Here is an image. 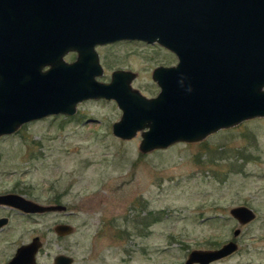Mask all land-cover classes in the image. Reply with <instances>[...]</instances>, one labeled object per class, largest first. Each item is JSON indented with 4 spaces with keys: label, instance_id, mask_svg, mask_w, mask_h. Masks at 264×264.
I'll use <instances>...</instances> for the list:
<instances>
[{
    "label": "rangeland",
    "instance_id": "obj_1",
    "mask_svg": "<svg viewBox=\"0 0 264 264\" xmlns=\"http://www.w3.org/2000/svg\"><path fill=\"white\" fill-rule=\"evenodd\" d=\"M95 50L103 71L97 81L107 82L115 69L128 70L135 74L131 87L146 98L159 91L151 71L176 63L156 43L114 42ZM119 115L112 101L84 100L72 116L53 114L1 135L0 195L17 193L41 205L58 198L67 213L55 217L75 232L58 239L50 231L53 215L20 217L0 206V217L8 216L0 229V264L33 236L42 243L36 264H52L60 253L72 256L73 264H120L119 253L107 250L113 237L94 236L113 214L135 222L157 217L140 237L127 223L123 264H182L189 251L229 240L237 250L209 264H264V117L214 131L198 143L181 141L143 154L140 132L128 140L111 134ZM237 205L249 207L255 219L236 223L228 209ZM234 229L239 235L233 239Z\"/></svg>",
    "mask_w": 264,
    "mask_h": 264
},
{
    "label": "water",
    "instance_id": "obj_2",
    "mask_svg": "<svg viewBox=\"0 0 264 264\" xmlns=\"http://www.w3.org/2000/svg\"><path fill=\"white\" fill-rule=\"evenodd\" d=\"M157 44L176 58L156 66L150 79L159 89L144 97L131 87L135 74L115 69L109 82L95 47L119 41ZM74 52L71 62L64 56ZM264 0H0V137L43 117L74 115L84 100H108L121 112L115 138L140 132L138 151L198 143L214 131L264 117ZM0 206L21 212L66 211L17 193L0 195ZM240 225L255 213L229 208ZM0 218V229L7 224ZM71 225L58 224L57 235ZM232 238L239 229L232 231ZM37 237L17 246L5 264H36ZM238 245L191 250L182 264H209L229 257ZM62 253L53 264H72Z\"/></svg>",
    "mask_w": 264,
    "mask_h": 264
},
{
    "label": "flooded vegetation",
    "instance_id": "obj_3",
    "mask_svg": "<svg viewBox=\"0 0 264 264\" xmlns=\"http://www.w3.org/2000/svg\"><path fill=\"white\" fill-rule=\"evenodd\" d=\"M124 41H127V40H123V41H119V42H124ZM134 41H127V42H134ZM119 42H116V43H119ZM113 43H111V44H113ZM106 45H110V44H106ZM52 200L53 201L48 202L47 204H50V205L60 204L58 198H53ZM47 204H45V205H47ZM9 209H11L14 212H17V214H19L20 217L33 218L34 216L35 217L40 216V218H46L49 215L50 216L53 215L54 219H53V223L50 224V231L55 234L54 236L59 239L61 237L64 238L65 236L70 235V233H69L68 235H64V236L59 235L58 236L57 233L54 231V228L56 226H58V224L68 225V226L70 225V224L66 223L65 221L61 220V218L55 217L58 214L64 215L65 213H67V210L66 211H61V210L50 211L49 210V211H47L45 213H40V212H37V213L26 212V213H24V212L19 211L17 208H15V209L9 208ZM156 219H157V217L153 215V217H152V219L150 221L149 220H147V221L146 220L145 221L136 220V222H135V219H132V221H128L129 219L121 217V215L120 216H116V215L113 214L110 217H108L107 220H105V221L103 220L101 222V224L97 228V232H95L94 236H97V234H98V236H100L102 233H104L108 238H112L113 237L114 240H112L111 243L108 245V249H107L108 253L110 252L109 253L110 256L112 254H114V253H116V254L119 253V255H120V258H119L120 264H123L124 262H126L124 255L125 254L127 255V252H129L128 249H126V245H125L126 241L128 240L127 238H128V235H129V232H128L129 228H127V223L131 222L130 224H132V222H133L135 224V227L137 228L136 234L140 237V236L144 235V232H146V234L148 233V230H149L150 226L154 224V221ZM7 222H8V216H7ZM6 224H8V223H6ZM71 227H72V225H71ZM48 229H49V226L47 228V231H49ZM71 231H72L71 233H74L75 232V228L72 227ZM34 237H37V236H33L32 238H34ZM37 239H39V237H37ZM39 241H40V239H39ZM78 244H76L77 247H78ZM40 248H41V245L39 246V248L37 250V253H36L37 255L39 253ZM92 249H93V251L95 253L98 252V250H95L94 248H92ZM92 249L91 250L89 249L90 254H92V252H93ZM110 249H112V250H110ZM99 251H101V250H99ZM72 262H73V257H72ZM52 264H53V259H52Z\"/></svg>",
    "mask_w": 264,
    "mask_h": 264
}]
</instances>
